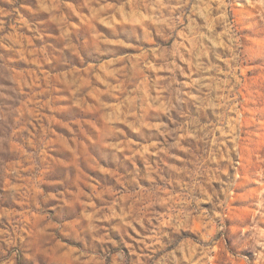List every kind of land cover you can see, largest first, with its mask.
Segmentation results:
<instances>
[{"label": "clouds", "instance_id": "obj_1", "mask_svg": "<svg viewBox=\"0 0 264 264\" xmlns=\"http://www.w3.org/2000/svg\"><path fill=\"white\" fill-rule=\"evenodd\" d=\"M258 2L0 0V78L13 94L0 90V264H264V168L254 166L264 107L246 118L241 99H253L249 66L264 65ZM133 47L139 56L124 51ZM34 57L58 89L53 102L69 109L89 111L91 81L99 137L73 119L84 136L74 132L71 146L62 136L33 142L24 101L35 92ZM253 118L259 139L246 134ZM58 143L73 158L57 160L62 175L46 180L55 169L42 161ZM85 164H105L108 175L74 177Z\"/></svg>", "mask_w": 264, "mask_h": 264}, {"label": "rangeland", "instance_id": "obj_2", "mask_svg": "<svg viewBox=\"0 0 264 264\" xmlns=\"http://www.w3.org/2000/svg\"><path fill=\"white\" fill-rule=\"evenodd\" d=\"M67 3H73V6L75 7L76 3L79 2V0H65ZM107 2L111 3L112 0H107ZM190 5L199 4V0H189ZM207 2V0H206ZM258 7H260L261 11H264V6H261L258 2ZM68 11H71L69 9ZM198 11H203L202 8H198ZM74 20H78L79 17L73 13ZM209 18L211 16L209 15ZM200 20L203 21L204 17L201 16ZM103 27V25H101ZM105 32L109 31L108 29H104ZM184 36V33L181 31L176 32V39L182 40ZM187 44L188 42L185 41ZM124 51L128 54H130L132 57L139 56V51L136 48H125ZM36 60V63L32 64V68H39L38 72H33L31 79L33 81L32 83V89L35 90L33 96H29L25 99L24 103L27 105H31V107L28 108V115L30 119L32 120V123L29 125V128L31 129L29 135L33 139V142L36 140L42 141L45 138L48 137H64L65 140L70 141L71 143L76 139L74 137V132H79V125L73 126L71 121L73 119L75 120H83L87 124V129H91L92 132H95L97 134V137H99V128L97 127L96 121L97 119L101 121V123L104 122V113L101 110L100 107V101L97 100L94 92L91 91V81H89L88 84L84 85V87L89 89V92L85 96L86 103L88 104L89 111H81L79 109H69L67 107L68 101L64 100H58L53 102L52 100V93L54 91H58V89H54L51 86L50 78L47 73V66L42 64L38 57H34ZM157 59V55L155 51L152 55V60ZM21 63H25L27 65L28 61H22ZM123 68V65H121ZM160 65L153 64L152 65V73L153 75H157V68H159ZM184 67L187 69V72L182 79L187 80L188 75L191 74V66L190 65H184ZM264 70V65H250L247 72V77L254 82L252 83L251 87L248 88V91L252 93L253 99L249 100L248 96L245 95L242 91L241 99L244 101L246 108H248V112L245 113V116L247 118L248 115L251 114L252 109H255L257 107H264V96L261 95L262 92H264V89L261 88V84H264V76L261 75V71ZM114 71L112 68L105 69V73ZM93 79H95V76H93ZM103 77H101V80ZM101 80H96V84L99 85L101 89H103L104 84L101 83ZM0 85L3 86L2 89L8 95L12 96L11 88H12V82L8 79L0 78ZM66 87V86H65ZM113 88L115 90V86L113 85ZM68 95H71L70 92H68ZM114 99V98H113ZM107 101H105L106 103ZM14 100L8 99L4 101L5 108L10 112L13 106ZM21 105L19 102H15V107L19 108ZM95 106V111H91L92 107ZM234 115V114H233ZM18 123V121H15ZM249 131L248 135H251L253 137H256L259 139L261 136V132L257 130L258 128V121L256 118H253L249 121L247 125ZM49 129H51L49 131ZM71 129V130H70ZM85 129V131H87ZM79 135L81 137L84 136V132H79ZM130 139L135 140V137L132 136ZM14 147V146H13ZM126 149H121L120 154L121 156L126 160L127 156L125 155ZM90 155H95V153L92 151V149H89ZM73 158V154L68 149H65L63 145L57 144L56 149L53 151H48L47 153V160L42 161V163L49 164L52 168L55 169L54 172L50 174V177H46L45 179H57L62 175V168L63 165L56 164L57 160H67ZM14 157L12 159H9L6 161V163L11 164L14 161ZM179 163V162H178ZM140 166H143L146 168V165H144L143 160H140ZM255 168L257 170L264 168V157H260L257 155L255 158ZM108 166L105 164H101L99 168L93 167L90 164H85V169H77L73 168V176L78 174V172H84L85 177H91L92 179H96L97 177L107 176L108 172L104 171L103 169L107 168ZM111 171V169H109ZM111 179V177H109ZM248 183L256 185V182L254 180L246 181ZM43 187L46 188L49 191L54 190V188L58 189L59 186H53L51 183H45L43 184ZM262 191H264V185L259 186ZM251 191V190H250ZM9 205H12V207L9 208V210H13V208L17 211L20 210L19 204H13L12 201H9L8 204L5 205V207H9ZM205 207H208V205H205ZM246 211H254V209H245ZM134 235V234H133ZM63 264H67L66 261L63 262Z\"/></svg>", "mask_w": 264, "mask_h": 264}]
</instances>
